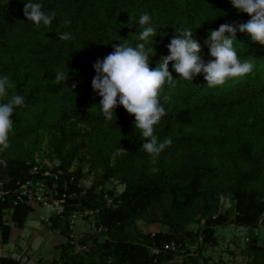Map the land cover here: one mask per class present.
I'll return each mask as SVG.
<instances>
[{"label": "trees", "instance_id": "1", "mask_svg": "<svg viewBox=\"0 0 264 264\" xmlns=\"http://www.w3.org/2000/svg\"><path fill=\"white\" fill-rule=\"evenodd\" d=\"M28 2L56 13L50 26L37 27L24 17ZM142 13L150 15L156 29V37L145 43L146 50L154 49L149 60L153 69L169 55L175 32L191 29L207 63L212 59L204 44L209 32L250 19L230 0H0V76L8 74L14 84L0 103L12 94L25 98L14 109L8 147L0 148V177L8 190L0 198V243H8L12 227L24 226L31 210L25 202L14 204L11 190L26 179L46 178L67 193L66 211L50 216L48 229L67 234L66 214L73 203L97 208V225L106 229L104 239L92 236L83 253L60 242L55 257L34 264H172L175 256L178 264H226L214 252L223 243L215 228L227 224L247 228L242 245L230 239L240 247L238 264H264V232H258L264 223V68L254 67L228 87H208L203 73L182 80L170 64L177 80L174 88L166 83L162 90L166 115L154 135L172 143L159 155H149L141 149L147 141L135 128V117L118 106L112 119H106L99 106L102 98L92 88L97 60L119 43H144L138 39ZM65 20L71 23L65 25ZM65 32L74 39L60 40ZM236 39L240 59L264 58V46L247 34L237 32ZM58 69L68 74L65 83L55 82ZM43 132L46 154L57 164L32 172ZM116 151L120 153L112 155ZM74 160L78 163L69 170ZM85 166L86 175H92L87 185ZM221 196L228 198L223 209ZM6 208L12 225L6 223ZM137 219L161 227L146 231ZM190 222L196 227H188ZM171 241L175 249H164ZM227 248L231 264H237L234 249ZM0 264L21 260L0 253Z\"/></svg>", "mask_w": 264, "mask_h": 264}, {"label": "clouds", "instance_id": "2", "mask_svg": "<svg viewBox=\"0 0 264 264\" xmlns=\"http://www.w3.org/2000/svg\"><path fill=\"white\" fill-rule=\"evenodd\" d=\"M232 6L239 12L247 14L250 19L240 24H221L217 30H211L204 44L209 49L212 58L205 63L200 55V43L193 38L191 29L179 31L168 45L169 55L162 57L153 69L149 66L150 53L154 51L145 48L150 38L156 37V29L151 26L148 13L139 16L142 31L135 47L126 41L114 46V50L102 60L93 64L96 75L92 79L93 90L102 98L99 104L102 114L111 120L114 110L122 106L126 112L135 117L134 125L139 129L143 143L142 150L149 155H159L172 141L170 138L159 142L154 135V127L166 115L161 105V93L167 83L175 87V81L169 65L179 79L192 81L201 73L208 87L223 86L229 80H239L251 74L255 65L251 60H241L237 55L234 43L237 32L247 34L251 42L264 46V0H230ZM42 4L28 2L23 8L24 17L39 27L41 23L50 26L56 13H45ZM132 21L130 16L129 23ZM65 25L71 23L64 21ZM62 41L74 39L71 33L65 32L58 37ZM152 56V55H151ZM68 74L57 70L55 82L66 81ZM14 88L8 74L0 76V99L8 97L9 90ZM168 96H164L167 101ZM25 98L12 94L6 102L0 103V148L8 147L9 134L13 129V112L16 107L24 105Z\"/></svg>", "mask_w": 264, "mask_h": 264}, {"label": "rangeland", "instance_id": "3", "mask_svg": "<svg viewBox=\"0 0 264 264\" xmlns=\"http://www.w3.org/2000/svg\"><path fill=\"white\" fill-rule=\"evenodd\" d=\"M246 59L251 60L255 65V68L263 70L264 58H245L241 60L243 61ZM244 78H241L239 80H229L220 87H228L235 82L243 80ZM43 136L44 141L41 142L39 150L35 153V162L40 166L49 167L55 165L57 161L54 158H50V156L46 154L45 147L47 137L44 132ZM114 153L118 155L120 151L112 152V155ZM77 163V160H74L71 167L74 168ZM83 170L85 172L84 176H92L91 174L86 175L88 173V171H86V166L83 168ZM83 183L87 184V179H84ZM121 187V184L116 183V188L118 190H120ZM227 204L228 198H222V206L227 207ZM47 215L48 211L43 207H37L33 212L28 213L27 220L23 228L21 230H18L19 228H15L10 232L11 241L6 244L0 243V253H10L12 256L19 257L21 260V264H34L37 259L47 260L49 258L55 257V253L58 251L57 245L61 242V236L59 238L56 232L48 229L45 225L46 223H43L41 221L42 217H45ZM202 221L203 220H200V223ZM136 224L146 231H156L161 227L159 222H146L144 221V219H137ZM188 227L195 228L196 223L190 222L188 223ZM33 230H35L36 233ZM245 231V228L236 224L217 226L215 228V232L220 236V239L223 240V243L220 244L219 249L217 248L215 250L214 257L217 258L218 255H220L222 260L226 264H231L232 259L225 248H232L234 249V254H236L234 262L238 264L242 260L241 255L239 254V245H242L243 243V235ZM259 232L261 234L264 232L262 227L260 228ZM231 238H235L236 242L239 245L230 242ZM97 239L103 240L104 236L101 235L100 239L98 237ZM23 255L26 257V259L23 258ZM176 262H178V260H176L175 263L172 264H178Z\"/></svg>", "mask_w": 264, "mask_h": 264}, {"label": "built area", "instance_id": "4", "mask_svg": "<svg viewBox=\"0 0 264 264\" xmlns=\"http://www.w3.org/2000/svg\"><path fill=\"white\" fill-rule=\"evenodd\" d=\"M40 167L41 166L39 164L35 163L32 165L31 171H37ZM71 169L72 167L69 168V170ZM58 172H60V170H58ZM43 173L47 175L49 170L46 169ZM52 176L55 180L57 179V175L55 173L52 174ZM90 180L91 176L87 178V182L89 183ZM7 192L8 190L4 188L3 181L0 177V198L3 199ZM11 193L13 194L14 204H16L17 201L25 202L30 206L31 210H35L37 207L45 208L48 211V215L42 217L41 221L43 223H48L50 216L61 215L66 211L67 193L64 189L59 190L56 187L55 181L49 183L46 178L26 179L15 186L11 190ZM222 198L226 197L221 196L219 209L224 208V206H222ZM106 200L108 201V199ZM4 217L6 219V223L12 225L10 208L4 209ZM66 218L67 234L62 235L59 229H55L53 231L58 234L59 238L61 236V242H67L76 253H83L88 250L89 245L92 243V236H97L100 239V236L103 235L102 232L106 229L102 224L97 225V222L99 221L97 208L81 206L77 203H73L72 207H70L68 213L66 214ZM242 227L246 230L243 235V242H246L248 240L247 228L245 226ZM261 227L264 230V223L259 226L258 232ZM163 248L174 250L175 244L171 241L169 243H165ZM152 250L157 251L158 249L153 248ZM23 258H25L24 255ZM176 260H180V258L175 256L171 261L175 262Z\"/></svg>", "mask_w": 264, "mask_h": 264}, {"label": "crops", "instance_id": "5", "mask_svg": "<svg viewBox=\"0 0 264 264\" xmlns=\"http://www.w3.org/2000/svg\"><path fill=\"white\" fill-rule=\"evenodd\" d=\"M34 210H30L28 213H30V212H33ZM27 216H28V214H27ZM26 220H27V217H26ZM26 222V221H25ZM24 225H25V223H24ZM23 228V227H22ZM22 228H19L18 230H21ZM12 229H15V227H12L11 228V231H12ZM35 233H36V231L35 230H33ZM9 241H11L10 240V235H9V239H8V242ZM13 241V240H12ZM57 250H58V248H57ZM27 251V250H26ZM57 253H58V251L55 253L56 255H57ZM25 259H26V257H25Z\"/></svg>", "mask_w": 264, "mask_h": 264}]
</instances>
